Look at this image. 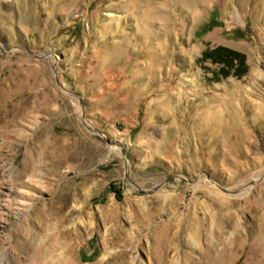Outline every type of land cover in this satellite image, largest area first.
<instances>
[{"label":"rangeland","instance_id":"obj_1","mask_svg":"<svg viewBox=\"0 0 264 264\" xmlns=\"http://www.w3.org/2000/svg\"><path fill=\"white\" fill-rule=\"evenodd\" d=\"M207 4L0 0L3 245L264 264V0ZM219 44L247 75H216Z\"/></svg>","mask_w":264,"mask_h":264},{"label":"trees","instance_id":"obj_2","mask_svg":"<svg viewBox=\"0 0 264 264\" xmlns=\"http://www.w3.org/2000/svg\"><path fill=\"white\" fill-rule=\"evenodd\" d=\"M205 57L222 65L220 70L222 76L234 75L242 78L249 72L246 66L247 56L233 48L220 45L211 51H206Z\"/></svg>","mask_w":264,"mask_h":264},{"label":"bare ground","instance_id":"obj_3","mask_svg":"<svg viewBox=\"0 0 264 264\" xmlns=\"http://www.w3.org/2000/svg\"><path fill=\"white\" fill-rule=\"evenodd\" d=\"M191 1V6L194 8V12L202 13V10L207 8V3L209 0H189ZM200 6V7H199ZM1 239V238H0ZM54 252V253H53ZM27 258H23L20 253L13 247V245H3L0 240V264H31L28 262ZM53 261L57 264H70L71 259L66 250L61 253H55V251L47 253L43 262ZM72 264V263H71Z\"/></svg>","mask_w":264,"mask_h":264},{"label":"crops","instance_id":"obj_4","mask_svg":"<svg viewBox=\"0 0 264 264\" xmlns=\"http://www.w3.org/2000/svg\"><path fill=\"white\" fill-rule=\"evenodd\" d=\"M220 45H223V46H227V47H230V48H233V49H235V50H237V51H239V52H241V53H243V54H245L246 56H247V54L244 52V51H242V50H239V49H237V48H234V47H232V46H229V45H224V44H219V45H217L216 47H218V46H220ZM216 47H214V48H216ZM214 48H212V49H208V50H206L207 52L208 51H211V50H213ZM206 53V52H205ZM205 55V54H204ZM205 59H206V57H205ZM208 61L209 60H211L212 61V59H207ZM248 56H247V60H246V66L249 68V63H248ZM213 63H215L214 61H212ZM216 65H220V67H222V65L221 64H219V63H215ZM220 70H221V68H220ZM216 73V75H220V73H218V71L217 72H215ZM237 77V76H236ZM238 78V77H237ZM243 78V77H242Z\"/></svg>","mask_w":264,"mask_h":264},{"label":"water","instance_id":"obj_5","mask_svg":"<svg viewBox=\"0 0 264 264\" xmlns=\"http://www.w3.org/2000/svg\"><path fill=\"white\" fill-rule=\"evenodd\" d=\"M224 189V188H223ZM226 190V189H225Z\"/></svg>","mask_w":264,"mask_h":264}]
</instances>
